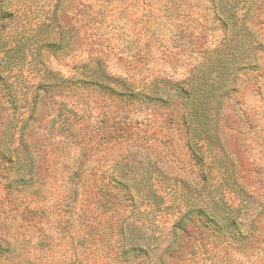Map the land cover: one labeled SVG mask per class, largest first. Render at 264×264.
I'll return each instance as SVG.
<instances>
[{"label":"rangeland","instance_id":"1","mask_svg":"<svg viewBox=\"0 0 264 264\" xmlns=\"http://www.w3.org/2000/svg\"><path fill=\"white\" fill-rule=\"evenodd\" d=\"M223 1L0 0V145H45L47 167L29 186L28 224L23 206L3 201L0 189V224L20 258L28 252L32 264H115L122 215L102 212L123 196L113 188L100 192L94 181L121 176L131 189L123 215L127 247L161 254L181 245L162 255L169 264H264V104L252 75H239V93L225 100L218 145H187L186 104L175 92L205 68L199 64L213 49L229 48L238 27L223 28L214 6L225 5L240 25L250 0ZM256 1L254 13L264 21V0ZM251 30L264 39V23ZM90 69L119 89L167 93L163 101L137 102L75 84ZM78 164L73 186L66 181ZM83 181L92 182L88 200ZM244 195L255 198L251 212H260L253 244L213 236L205 222L186 219L179 226L187 234L173 233L187 211L213 200L237 208Z\"/></svg>","mask_w":264,"mask_h":264},{"label":"trees","instance_id":"2","mask_svg":"<svg viewBox=\"0 0 264 264\" xmlns=\"http://www.w3.org/2000/svg\"><path fill=\"white\" fill-rule=\"evenodd\" d=\"M228 1V0H226ZM214 3L215 0H213ZM223 3V0H220ZM262 2V1H260ZM256 0H250L247 10L240 18L241 24L235 21L236 16L231 13L230 10H226L223 7L214 6L215 18L224 27L228 28L230 25L233 29L237 28L238 31L232 33L229 48H215L211 51L203 62L199 65L205 66V68H199V65L195 67L196 71L199 68V73L183 80L186 84V88L181 85H177L175 92L177 97L185 101V112L183 115V124H185L189 139L187 145H198L196 142L201 139H206L210 145H218V131L221 109L224 107L225 100L231 96H236L241 86L239 75L246 76L249 73L252 75L251 80H254L252 89L258 97V102L264 104V39L263 36L254 32L251 29L260 27L264 21H260L261 12L254 13V9L257 5ZM224 4V3H223ZM244 4H247L246 2ZM264 17V15H262ZM241 35V36H240ZM240 36V37H239ZM223 45V44H222ZM214 53V54H213ZM253 73H256L255 75ZM196 75V76H195ZM75 84H89L97 85L115 96L128 98H134L137 102H143L140 98H144L152 101H163L162 95L167 92L160 93V89H150L148 93L135 92L129 85L122 84L123 89H119L115 86H111L107 75L100 69L85 70L82 76L73 78ZM0 80H3L0 78ZM8 102L14 104L16 107V100L11 99L12 95L9 94ZM138 98V99H136ZM126 99V98H125ZM133 99V100H134ZM243 117L247 116L244 111ZM6 132V131H4ZM6 137V133L3 135ZM23 139V134L20 135V140ZM0 145V189L3 193V201L8 204L14 205L15 208L22 207V216L26 224H28L30 213V201H28L29 186L33 183L36 173H42L47 170L45 166V145H35L32 149L31 145ZM190 148H192L190 146ZM194 152V156L197 158L199 155ZM80 164L72 171V176L69 177L66 182L69 184L78 185V182L74 181L73 175L79 177L78 172L80 170ZM80 174V173H79ZM36 183H38L36 181ZM92 182L83 181V186L86 190L85 199L88 200V194L90 193ZM95 187H99V191L110 193L113 189L118 190L121 196H115V206L111 205L109 209L102 212L106 216L107 212H111V215H122L117 219L116 226L119 228V234L121 236V243L114 245V249L117 250V255L113 263L115 264H169L162 255H171L176 252V247L179 250L181 245L176 247L168 246L161 254H157L154 248H145L141 245H129L124 244L125 240V220L127 217H123L126 210V203L129 204L130 199L128 195L131 194L129 184L124 177L114 176L109 181H94ZM42 184V183H41ZM72 186V187H73ZM87 188V189H86ZM249 198V200H246ZM255 201V198L249 195H244L240 198V206L232 208V205H228L226 201L213 200L212 204L215 206H206L194 208L178 219L174 225L173 233H177L178 229L184 234H187L185 227L179 226L183 220L199 222L205 224L203 227L207 228L211 235L222 234L223 238L229 241L239 242L241 245H251L255 240L256 234V222L260 212H251V204ZM101 202L100 204H102ZM223 203L224 209L219 205ZM71 204V203H67ZM260 205V203H259ZM101 206V205H100ZM105 204L102 205L104 207ZM113 207H116L114 212L110 211ZM244 217V219H242ZM112 218V217H111ZM264 221V220H263ZM107 225V224H106ZM104 224L103 229L105 230ZM111 226L108 224V227ZM107 227V228H108ZM8 231L7 224H0V264H32L27 257L23 256V259L18 255L19 247H13V243L9 241L6 236ZM203 231L201 227L197 226V235H202ZM191 236V234H189ZM22 240L23 236H21ZM127 239V238H126ZM26 243V240H25ZM83 244V243H82ZM230 247V246H229ZM26 250V247H25ZM18 253V254H16ZM22 253V252H21ZM23 255V254H22ZM128 256L132 258L129 259ZM15 257L17 261H15Z\"/></svg>","mask_w":264,"mask_h":264}]
</instances>
